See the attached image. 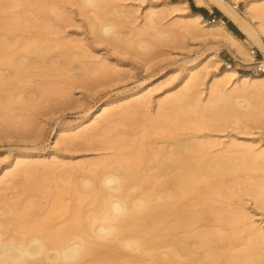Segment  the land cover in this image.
Wrapping results in <instances>:
<instances>
[{
  "label": "rangeland",
  "instance_id": "obj_1",
  "mask_svg": "<svg viewBox=\"0 0 264 264\" xmlns=\"http://www.w3.org/2000/svg\"><path fill=\"white\" fill-rule=\"evenodd\" d=\"M226 1L233 8L238 6L235 10L252 31L256 32L260 24L263 26L264 0ZM250 1L263 10H258L262 21L258 20L260 16L252 19L246 12ZM108 3H111L112 13L101 16L98 9L83 7L76 0H0V32L10 46L8 56L23 62V67L25 63L33 67L23 78H17L21 80L17 85H13L9 81H15L16 75L6 62L0 60V78H5L0 83V102L5 100L4 94L12 95L8 106L0 105V215L6 204H17L24 221L40 222L52 207L55 193L67 184L65 178H61L65 175L63 170L74 165L87 169L88 164L115 160L119 147L112 142L114 139L124 141L119 145L123 152H133L143 146V149L172 146L178 140L209 143L191 155L192 162L229 158L235 169L225 178L201 183L196 193L181 199L180 208L193 211L196 218L179 235L189 237L196 255L216 251L225 257L241 251H264V240L259 236L264 233V170L250 168V164L242 165L239 161L244 156V145L254 148V153L264 150V125L261 122L264 121V96L257 97V83L235 90L220 85L219 89H223L220 95L212 96L210 93L214 79H225L219 75L228 69L225 63L232 62L233 69L240 74H261L255 71L253 59L252 62L237 60L233 51L218 42L220 40L214 35H203L200 30L188 33L182 24L189 21L194 24V20L189 18L192 13H197L193 5L213 11L217 8L239 32L238 36L249 50L256 49L261 59H264L263 53L248 38L238 17L221 2L210 8L196 5L194 0L186 3L184 0H109ZM150 10L162 11L163 15L158 25L152 24L149 28L144 19ZM108 22L118 24L117 32L110 36L101 35V26ZM17 23L21 27L3 29V26H15ZM225 25L228 27L226 22ZM36 42L52 46L47 57L49 65L58 69L56 72L42 74L34 67L37 65L34 59L23 56L24 46ZM144 44H150L151 52L138 46ZM66 54L72 56L74 68L71 70L59 69V61ZM81 63L85 64V69ZM104 65L108 69L105 72L101 70ZM194 67L201 71L196 90L199 97L197 94L196 100L185 102L180 116L176 117L173 109L167 108L158 118V103L167 94L172 96L182 91L187 73ZM261 89L264 91V87ZM147 94L149 103L137 114H129L134 109V98ZM236 94L240 97H235ZM243 95L254 107L260 103L254 108L253 115L249 114L250 109L237 104L238 110L229 108L226 115L212 116V123L207 121L208 115L216 113L218 109L215 108L221 102H229L234 96L236 101L233 102L238 103L237 100L245 98ZM104 105H108L110 111L100 118L98 126H95L97 129L92 128L94 122L91 121ZM152 124L154 128L150 127ZM105 139L108 142H104ZM234 142L241 147L228 149ZM33 163H47L51 169L45 171L43 166L39 167L34 179L27 181L26 174H18V169L33 166ZM112 165L102 170L111 171ZM90 174L77 171L70 181H88ZM143 183H136L131 190L133 194L130 192V195L133 197L135 194L134 200L151 190L148 188L150 183ZM197 193H200L199 198ZM74 198L72 193L64 191L61 201L72 207ZM91 200L88 196L82 202V209L91 212L88 215L94 208ZM30 202L33 203L32 209L21 210ZM99 214L97 212L96 216ZM218 214H228L231 220H220ZM66 221V215L50 219L51 226H60ZM9 233L26 236L24 231L11 230ZM212 235L224 239L204 245L200 243L199 236L209 238ZM168 247L160 250L166 251ZM118 254L115 252L113 259L136 258V264H152L148 255L142 256L128 248ZM184 259L183 255L181 263Z\"/></svg>",
  "mask_w": 264,
  "mask_h": 264
},
{
  "label": "bare ground",
  "instance_id": "obj_2",
  "mask_svg": "<svg viewBox=\"0 0 264 264\" xmlns=\"http://www.w3.org/2000/svg\"><path fill=\"white\" fill-rule=\"evenodd\" d=\"M76 1H78L83 7L98 9L101 16L112 13V6H110L111 3H108L109 0ZM186 2L187 0H184V3ZM219 2L225 4L228 10L238 17L239 22L244 26L248 38L264 56V24L263 26L260 24L258 26L260 28L254 32L247 26L245 20L241 18L239 13L235 10L237 9V6L233 8L226 0H194L196 5L204 6L206 8H210L212 5ZM257 6L259 5H256L254 1H250L246 12L252 16V19L260 16V19L258 20L262 21V15L258 12V10L260 11L262 9ZM162 15V11L150 10L144 19L146 20V26L149 27V25L152 24L158 25V23L161 22ZM189 18L194 20V24L190 23V21L189 23L186 22L182 24V27H184L188 33L193 34L197 30H200L203 35H214L220 40L218 42L233 51L237 60L252 62L248 46L235 32L225 25L224 20L214 19L208 21L200 13H192ZM19 25L21 24L19 23ZM19 25L18 23L15 26L8 24L10 27L3 26V29H17L21 27ZM117 25L116 22H108L104 24L100 28V34L105 36L115 34L117 32ZM198 26L202 27L200 28ZM11 43H13V41ZM138 46L147 52H151L150 44ZM9 47L10 46L4 41L0 32V60L6 62V64L9 65L7 66L10 67L13 70L14 75H16L15 81L10 80L9 83L17 85L16 83L21 81L18 80L30 73L31 68L33 67L30 63L26 64L25 62V66L23 67V62H19L17 58L8 56L7 50ZM51 48L52 46L47 43H28L24 46L22 54L28 59H34L35 64L37 63L34 67L38 69L40 73H54L58 69H53L52 66L49 65L50 63L47 57ZM69 54H66L61 58L59 62L62 67L59 64V69L63 67L67 70L69 68L70 70L72 69L73 61L71 59L72 56ZM81 66L85 69V64L81 63ZM101 70L105 72V70L107 71L108 69L104 65ZM65 75L68 76V74ZM219 75L225 79L223 81L216 80L218 78L214 79L215 83H212V88L210 90L212 96L219 94L223 90L219 89L220 85L228 86L230 89L235 90V88L239 89V87L241 88L243 86L249 87L248 84L251 83L252 86L255 85H253V83H257L259 86L257 87L258 91H256L257 97L259 95L264 96V91L261 89V87H264V74H240L233 68H228ZM200 77L201 71L198 72V68L194 67L190 69L187 73L183 90L175 95L172 94V96L170 95L171 93H169V95L167 94V96L158 103V118L163 116L164 111L167 108L173 109L176 117L180 116L185 102L189 99L196 100L197 94L199 97V93H197L198 91L196 90L199 84L198 82L201 80ZM3 81H5V78H0V83ZM239 94L234 96L237 97ZM234 96H231L232 100L229 102L228 100L223 103L221 102L220 106L215 108L218 109L216 110L217 114H213L211 111L212 114L208 115L207 121L212 123L213 119H210L212 116L226 115L229 108L232 110H238L237 104L250 109L249 114L253 115L254 108L258 107L260 104L259 103L254 107L253 103L249 99H246L244 95L245 98H243V100H237L238 103H235L233 102L236 101L233 100ZM238 97H240V95ZM4 98L5 100L3 101L2 99V102H0L1 106H5L11 102L12 95L6 93L4 94ZM148 101L149 94L134 98V101L132 102L134 109L129 111V114H137L141 107H145L149 103ZM120 110L123 109L121 108ZM109 111L110 109L108 105L102 106L93 121H91V123L94 122V125L92 124L91 127L94 128L95 126H98L100 118ZM110 118H112L111 115ZM261 122L264 125V121ZM150 127L154 128L155 126L152 124ZM142 138H144V136ZM104 142H108V140L105 139ZM112 142L116 145L118 144L117 148L119 147L117 149L118 153L115 160L102 161L98 165L88 164L89 166L86 165L88 166L87 169L84 166L81 167L79 165H74L71 168L63 170L65 175L61 178H65L64 180H66L65 182L67 184L62 187V190L55 193V200L52 207L47 211L46 218L44 217L45 219L43 218L40 222L33 223L24 221L19 215L20 206L17 204H6L3 206V213L1 215H4V218H1L0 220V264H42L46 262H57V264H82L84 261L89 262V264H136V258L126 259L122 257L123 259L120 260L113 259L114 257L112 256H115V252H119L120 254L125 248L140 252L142 256L148 255L152 264L264 263V251L258 250L241 251L225 257L216 251H208L205 255H196L190 246L191 242L189 237L182 234L179 235L180 231L186 229L193 219L196 218L193 211L180 208L181 199L196 193L198 186L201 183H207L213 178H225V176L227 177L228 175L233 174L235 167L229 158L226 160L221 159V157L210 158L205 161L193 163L191 155L202 148L209 146V143L206 145V143H188L186 141L178 140L173 143L172 146L171 144H168L162 148L150 147L152 149L149 147V149H143V146L142 148H137L133 152H123L119 145H123L124 141L114 139ZM237 147H241V145L234 142L230 144L228 149H234ZM243 149L244 156L239 159L241 164H250V168L264 170V150L254 153V148L249 145H244ZM111 163L113 164L111 171L102 170ZM39 164L35 165L33 163V166L31 165L30 167H20V170L18 169V174L23 172V174H26L27 176L26 180L31 181L34 179L35 174L39 172H37L39 167L41 168L43 166L45 171L46 169L47 171L48 169H51L47 163ZM58 167L59 166H57V168ZM53 168L55 169V166ZM77 171L83 173L88 171L91 173L87 176L88 181L78 182L79 179L75 183L70 181L73 174ZM15 173L17 174V171H15ZM160 177H163V179ZM140 181L145 184L150 183V187H147L151 188V190H144V195H141L137 200H134L133 198L135 194L132 197L130 192L133 190L134 185L136 183L138 184ZM64 191L72 193L75 197V202L72 207H67L62 203L61 197ZM197 194V198H199L200 193ZM88 196L91 197L92 205L94 206L91 215L96 211V214L97 212L98 214L100 213L99 216H96L95 213L94 216H91L90 214L88 215L90 211L88 212L82 209V202ZM32 208L33 203L30 202L23 205L21 210L25 211ZM8 214H10V217ZM222 214H218L220 220L225 222L231 220L230 215ZM56 215H66L67 221L60 226H51L50 219L52 216ZM240 216L241 215H238V217ZM11 230H15L18 233L24 231L26 236L23 237L10 234L9 231ZM259 236L261 240H264V233H261ZM199 238L201 240L200 243L203 245L208 242L215 243L220 239H224L217 235H212L209 238L199 236ZM169 245H175V247H168ZM164 247L168 248H166V251L163 250L162 252L160 249ZM152 250L155 251L148 252ZM183 255L185 259L181 263V257Z\"/></svg>",
  "mask_w": 264,
  "mask_h": 264
},
{
  "label": "trees",
  "instance_id": "obj_3",
  "mask_svg": "<svg viewBox=\"0 0 264 264\" xmlns=\"http://www.w3.org/2000/svg\"><path fill=\"white\" fill-rule=\"evenodd\" d=\"M192 7L195 12L202 14L206 19L211 20L222 18L233 32H235L237 35H240L239 32L235 29V27H233V25L228 22L225 17H223L222 13L217 8H214V13L211 15L210 12L205 8L195 7L194 5ZM214 16H216V18H214Z\"/></svg>",
  "mask_w": 264,
  "mask_h": 264
},
{
  "label": "built area",
  "instance_id": "obj_4",
  "mask_svg": "<svg viewBox=\"0 0 264 264\" xmlns=\"http://www.w3.org/2000/svg\"><path fill=\"white\" fill-rule=\"evenodd\" d=\"M238 8V6L236 7ZM251 57L253 59L254 69L257 73L264 74V59L260 58L258 51L254 48L250 50ZM228 68H233V63H225Z\"/></svg>",
  "mask_w": 264,
  "mask_h": 264
},
{
  "label": "crops",
  "instance_id": "obj_5",
  "mask_svg": "<svg viewBox=\"0 0 264 264\" xmlns=\"http://www.w3.org/2000/svg\"><path fill=\"white\" fill-rule=\"evenodd\" d=\"M209 12H212V13H210L211 15L214 13V11L213 10H208ZM214 18H216V16H214Z\"/></svg>",
  "mask_w": 264,
  "mask_h": 264
}]
</instances>
